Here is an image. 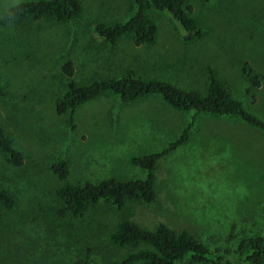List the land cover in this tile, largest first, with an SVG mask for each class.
I'll return each instance as SVG.
<instances>
[{"label": "rangeland", "instance_id": "1", "mask_svg": "<svg viewBox=\"0 0 264 264\" xmlns=\"http://www.w3.org/2000/svg\"><path fill=\"white\" fill-rule=\"evenodd\" d=\"M24 0H0V15ZM81 12L70 23L49 19L0 27V123L24 158L16 169L0 154V186L16 197L12 211L0 209V257L20 264H110L131 248L113 249L107 236L122 217L147 229L163 223L186 230L210 251L233 259L236 241L264 233V134L230 116L184 113L157 97L121 105L108 94L74 111V129L54 113L64 80L59 65L74 64V79L87 83L119 78L164 81L202 93L210 69L243 108L264 122V0H189L200 36L187 39L167 12L146 11L155 24L151 44L134 46L129 38L114 45L92 32L130 13L128 0H79ZM20 43L11 54L7 41ZM13 41V42H14ZM248 64L262 79L251 89L242 76ZM185 144L160 160L154 170L156 199L127 203L122 212L95 206L81 217H61L55 189L63 183L143 179V169L127 158L162 151L189 123ZM68 165L65 180L49 166Z\"/></svg>", "mask_w": 264, "mask_h": 264}, {"label": "trees", "instance_id": "2", "mask_svg": "<svg viewBox=\"0 0 264 264\" xmlns=\"http://www.w3.org/2000/svg\"><path fill=\"white\" fill-rule=\"evenodd\" d=\"M130 13L124 20L108 25L97 23L93 34L108 45H114L121 38H129L132 45L142 46L154 41L156 27L146 16V11L153 9L167 12L179 25L188 38L200 36L194 19L190 15L189 0H128ZM207 3L210 0H195ZM79 0H24L9 6L0 15V27H8L24 21L49 19L57 24L73 22L80 14ZM7 41L3 45L9 54L20 43ZM242 76L251 89H257L260 77L248 64H244ZM59 74L64 80L62 91L54 102V113L65 117V125L74 129L73 115L77 107L103 94L115 97L119 104L130 105L146 97H157L167 107L178 111L191 112V120L197 115L221 117L230 116L255 128L264 134V122L247 112L242 103L234 99L229 90L217 76L208 69L205 72V86L202 93L181 90L164 81L143 80L131 73L123 77L99 78L87 83H78L74 79V64L64 59L59 65ZM4 86L0 84V99L6 98ZM191 123L189 122L179 135L162 151L136 158H127L130 166L143 169L145 177L128 181L113 178L96 183H63L54 195L59 200L61 217H81L90 208L106 206L122 212L127 203L149 205L156 199L154 170L157 163L188 140ZM0 154L9 166L19 169L24 163L23 155L13 147V142L0 123ZM50 173L58 180H65L68 165L64 159H58L49 166ZM17 205L14 194L0 186V209L12 211ZM108 245L113 249L131 248L118 261L110 264H264V233L242 236L236 241L233 259L223 254L210 251L194 235L186 230H173L163 223H157L152 229L135 224L125 217L117 220L107 236ZM0 264H20L17 259L0 257ZM69 264H88L76 259Z\"/></svg>", "mask_w": 264, "mask_h": 264}]
</instances>
